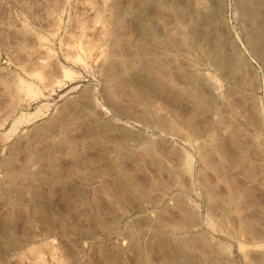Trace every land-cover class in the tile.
I'll use <instances>...</instances> for the list:
<instances>
[{
	"label": "rangeland",
	"instance_id": "rangeland-1",
	"mask_svg": "<svg viewBox=\"0 0 264 264\" xmlns=\"http://www.w3.org/2000/svg\"><path fill=\"white\" fill-rule=\"evenodd\" d=\"M0 264H264V0H0Z\"/></svg>",
	"mask_w": 264,
	"mask_h": 264
},
{
	"label": "bare ground",
	"instance_id": "bare-ground-1",
	"mask_svg": "<svg viewBox=\"0 0 264 264\" xmlns=\"http://www.w3.org/2000/svg\"><path fill=\"white\" fill-rule=\"evenodd\" d=\"M254 3V2H253ZM255 40V39H254ZM254 42V41H253ZM129 67V66H128ZM141 73V72H140ZM139 75H142V74H139ZM143 78H145L147 80V82H150V86L152 87H157L156 89L158 90V92H162L164 90L167 91L166 89V86H160L159 83H157L154 79H153V71L149 70L146 74H144ZM150 102V101H149ZM146 107V106H144ZM149 107V106H147ZM115 114H120L121 116L125 117L124 114L121 112L120 113H115ZM114 114V115H115ZM117 117V116H116ZM155 117V116H154ZM120 118V117H119ZM127 118V117H125ZM130 118V117H129ZM130 120V119H129ZM115 121V120H114ZM114 121H111L110 124L106 123V124H101V125H97V130H98V134L104 136V135H108L110 133L113 134V137L112 139L119 143L120 145H123V146H132V144H139L141 146V148H143L146 153L150 154V155H163V152L161 151V147L165 146V145H161V141L163 139H160L158 138V136L156 137L155 135H159V132L161 131L159 128H158V131H157V128L155 127L156 125H154V127L152 126H148V129L150 131H152L154 133V136H149V135H146V134H142V131L139 132L137 130H135L134 127H132V125H128L127 123H125L124 121L122 122H114ZM114 122V123H113ZM133 122V121H132ZM136 122H139V121H136ZM135 122V123H136ZM142 123V122H141ZM140 123V124H141ZM138 124V123H137ZM136 124V125H137ZM144 125V123H143ZM148 125V124H147ZM146 125V126H147ZM142 126V125H140ZM145 126V125H144ZM142 126V127H144ZM161 127V126H160ZM139 128V127H138ZM146 128V127H144ZM147 129V130H148ZM164 130V129H163ZM163 130L161 131L163 133ZM148 134V133H147ZM151 134V133H150ZM166 133H164L165 135ZM152 135V134H151ZM163 135V136H164ZM162 136V135H160ZM166 137V136H165ZM164 141V140H163ZM166 142V141H165ZM167 143V142H166ZM139 146V147H140ZM143 146V147H142ZM138 147V146H136Z\"/></svg>",
	"mask_w": 264,
	"mask_h": 264
}]
</instances>
